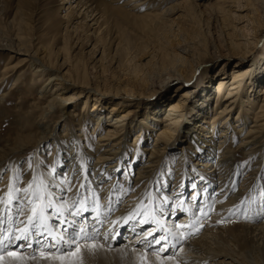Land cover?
<instances>
[{"label":"bare ground","instance_id":"bare-ground-1","mask_svg":"<svg viewBox=\"0 0 264 264\" xmlns=\"http://www.w3.org/2000/svg\"><path fill=\"white\" fill-rule=\"evenodd\" d=\"M66 1L72 5V2L77 0ZM94 1L79 0L77 7L91 10L89 8H93ZM115 1L122 2L123 5H127L132 10L137 9L139 13H135L136 17L150 21L157 26H171L174 24L172 16L177 11L183 9L182 11H188L189 15L191 13L196 14L202 5L198 2L199 0H181L170 5L164 3L166 6L162 7H158L156 0ZM153 3L157 4L154 5ZM218 3V8H216L218 14L234 16L237 19H240L237 12L245 11L247 7L253 8V13L264 10V0H218ZM225 16L223 15V19ZM224 20L225 22L228 21L226 18ZM247 22L244 26L236 25L232 28L235 33L239 32L241 35L239 39L229 38L227 50H229L230 55L237 53V48L250 44L252 41H250L249 34H242L244 30L249 33L253 31L249 26L250 21ZM227 35L229 37L232 34ZM252 43L256 45L259 40L255 39ZM0 49L9 48L0 46ZM189 50V46L180 49L182 54H187ZM15 52L23 55L22 61H28L32 64L31 67L34 66V73L39 76L40 80L43 79L44 75H48L46 87L42 90L44 95L48 93L49 85L53 87L52 92H50L51 100L38 124L41 129H48L49 131L38 138L34 144L49 139L52 130L60 124V121L68 117L73 118L76 121L75 125H79L80 129L70 126L68 132L65 129V132L51 135L56 142L58 154L57 157H50L49 160H52L51 168L55 169L56 165L62 167V164L67 166L65 172L61 174L65 176L66 184L70 182L68 186L61 183L60 174L53 176V174H48L46 168L42 167L41 164L48 158V155L41 153L34 161L35 171H30L25 177L28 180L23 182V184L28 183V188L22 195L18 196L15 180L23 175L25 171L22 170L27 167V164L23 168H17L15 163H18L20 157L26 153L24 150L28 145L23 143L18 147L6 149L3 146L0 147V167L8 156L13 158L11 170H8L6 174V176H11L8 192L0 200V264L38 263L41 261L42 253L49 251H55V254L59 253V257L72 258L77 254L76 250H84L87 246L96 247L102 252L108 253H143L151 261L158 264L159 262H163L161 264H264V219L261 220L259 216L253 219L250 216L249 219L243 218L241 220L239 218L241 221H237L236 216L240 207L236 206L237 202L235 203V201H237L238 194L243 193V191H241L242 188L234 191L232 179L236 173L234 174L233 171L232 174H229L228 166H226L227 161L236 152H240V149H248L249 151L244 153L251 154L263 146L264 75L262 76V73L264 72V60H259V63L257 61L255 63L257 66L252 64L247 69L245 62L238 61L232 67L231 74L219 75L214 82L215 84H209L207 87L210 89L213 86V91H207L195 101L194 112L184 106L186 105V94L182 93V96L176 99L178 101L167 104L166 111H168L156 119H160L164 123L160 128L154 119L155 110L147 111L150 116L149 122L140 117L143 125L140 124L133 143L128 145L134 150V147L140 142V136L146 137L147 135L153 138V142L141 146V149H136V153L130 155L126 148L127 145L124 143L127 139H124L125 135H120V133L127 128L125 133L131 134L136 127L129 129L131 122L127 120L130 113L128 108L123 109L125 110L123 113H119L123 100H118L120 95L117 90L115 92H95L97 91L96 87H92L87 82V78L80 81L84 82L85 85H80L78 78L75 77L76 74L72 73V69L64 72V69L68 67L66 63L59 65L62 67L60 69L56 61L46 55H40L38 50L25 49L24 52ZM243 56L238 53L234 55L238 60H244ZM166 60L157 69L162 70L161 75H166L162 82L168 86L171 84L169 81H174V84L179 85V88L183 87V81L186 82V79L189 78L184 73L188 58L182 55H174L169 56ZM18 65L20 63H13L9 67L15 68ZM154 72L155 70L146 73L139 83L149 81L147 77L149 78V75ZM133 76L137 79L138 73ZM77 86L85 88L80 92L75 89V87L78 88ZM164 90L161 93L166 91ZM224 90H226L225 93H222ZM67 91H77L78 94L67 95ZM84 91L89 95L98 94L106 97L103 99L117 98V103L111 100L112 109L109 111V114H112L110 117L113 116L114 119L111 121L114 128L104 129L99 126L93 129L94 131L103 128L106 132L96 140L98 144L94 146L93 150L98 151L100 156L94 160L95 163L92 165H90L91 159L89 157L95 153L90 151V146H83L81 137L84 134L75 131V129H79V131L83 129L85 120L81 117L78 118L79 114L76 109L69 114L68 111L66 112L68 104L73 99L77 100L86 95ZM259 93L263 95L262 98L256 96ZM212 100L214 105L210 106ZM221 101H224L223 105L216 109ZM95 103H97L96 100ZM89 104L84 101V108ZM97 104L99 105V103ZM252 108H257L258 111L254 116L252 115ZM57 110L61 114V119L54 120L53 125H50L45 117ZM108 116L105 117L106 123H108L106 120ZM249 118L251 120H248ZM97 133L93 132L92 134ZM238 134L240 138H238ZM119 135L120 137H118ZM173 138L179 139L181 143L187 139L188 143L175 148V146L172 147ZM18 139L22 140L23 138L21 136ZM74 141L76 142V150L73 149ZM238 141L239 143L236 145ZM71 142L72 144L68 145ZM113 154H116L117 157L114 159L115 162H110V159L114 158ZM14 156L16 157L14 158ZM129 156H132L134 160L138 157L147 160L138 168L139 170L133 179H130V175L127 178L120 176L117 178V172L122 168L125 170V161ZM165 156L170 161L167 167L169 168L175 161L177 166L175 171L181 172V178L184 177L185 182L182 184V182L175 180L170 181V176H172V172H170L166 182H163L156 189L159 181H161L160 175L157 176V179L152 180L154 177L152 173L156 168V160H164ZM191 160L189 167L188 162ZM253 165L256 167L257 162ZM232 168L234 170L236 167L233 165ZM223 170L227 173L219 174L216 179L218 186L214 187L215 184L211 178ZM1 173L2 171H0ZM113 173L115 174L111 176ZM162 173L164 174L163 170ZM162 177L164 181V176ZM70 178L71 181H69ZM188 180H191L190 182L193 184L189 191L192 193L189 199L184 197L188 190V185L186 187ZM124 181L129 182L128 191L134 189V192L129 193L130 195L127 194V196L122 194L125 197L122 205L124 210L121 211L118 208L115 213L111 214L119 201L118 187L123 185ZM152 182L154 183L151 187L149 184ZM2 185L4 184L1 183L0 187H3ZM87 185H89V190L91 186H94L91 194L86 192ZM168 189L169 191H166ZM246 189L247 187H244L242 190L245 191ZM125 190H122L123 193ZM159 191L161 193H158ZM260 191L263 192L264 188H261ZM64 192H66L65 195ZM84 193L94 198L103 195L107 203L103 204L100 210L96 209L88 216L86 212L90 209L87 205L89 196ZM0 195L4 196L1 192ZM110 195L115 196V199H111ZM79 196H82V202L74 212L68 206L72 207L74 200L78 199ZM69 197H71L70 202L72 203L68 202L69 205H66L65 199L68 200ZM170 201L173 205H170ZM103 202L105 203V201ZM147 202L149 207L146 209ZM9 206L13 209L9 212L12 214H9V218L13 217L10 220L7 219L8 215L6 216L5 213L6 208H10ZM125 207H127L126 210ZM22 208L26 212L22 214L18 227H15L12 225V220L14 219L13 223L16 222V211ZM33 208L36 209L35 215L32 211ZM41 209H43V218L40 216ZM180 210H183V214L178 218L174 219L170 215L173 212L178 213ZM252 215L254 214L252 213ZM29 217H32L37 225L34 227L38 230L36 236L33 235V226L29 223ZM102 218L105 225L99 230ZM55 220H58L57 223ZM150 220H152V224L148 226L149 228L147 227V230H144V226ZM228 221L237 224H229ZM128 225H130V229L126 237L120 240L121 232L123 233L124 227ZM202 226L204 228L200 232ZM194 227L199 231L195 232ZM182 233H185V239L182 238ZM256 243L262 246L258 251L253 249Z\"/></svg>","mask_w":264,"mask_h":264},{"label":"rangeland","instance_id":"rangeland-1","mask_svg":"<svg viewBox=\"0 0 264 264\" xmlns=\"http://www.w3.org/2000/svg\"><path fill=\"white\" fill-rule=\"evenodd\" d=\"M78 1L79 0L72 2L71 5V3L66 0H0V46L9 48L0 49V147L3 146L6 149L18 147L23 143L28 145L24 150L26 153L20 157L18 163H15L17 168H23V166L27 164V167L22 170L25 171L23 175H20V177L15 180V188L18 191V196L22 195L28 188V183L23 184V182L24 180H28L25 179V177L30 171H35L34 161L41 153L48 155V158L41 164L43 168L48 170V174H53V176H59L60 174L61 183L64 184V186L69 185L70 182L66 184V178L61 174L65 172L67 166L62 164V167H57L56 165L55 169L51 168L52 160H49L50 157L53 158L58 155L56 142L51 135L62 131L65 132V129L66 132H68L70 126H75V128L79 129L80 126L75 125L76 121L68 117L60 121V124L52 130L53 132H51L49 139L39 144H34L38 138L49 131L48 129H41L38 124L42 120L41 117L45 113L44 110L51 100L50 92H52L51 90L53 87L49 85L48 93L44 95L42 90L46 87L48 75H44L42 77L43 79L40 80L39 76L34 73V66L31 67L32 64L28 61H22L23 55L17 54L15 51L24 52L25 49L32 51L38 50L40 55H46L56 61L60 69L62 67L59 65L66 63L68 67L64 69V72L72 69V73L76 74L75 77L78 78V83L80 85H85L84 82L80 81L87 78V82L92 87H96L97 91L95 92H115L117 90L120 95L118 100H123V105L119 113H123L125 111L123 109L128 108L130 113L127 120L131 122L129 129L131 127H136L131 134L125 133V131L128 130L127 128L120 133V135H125L124 139H127L124 143H126V148L130 155L136 153V149H141V146L145 144L149 145V143L153 142V138L147 135V138L140 136V142L134 147V150L133 147L128 145L133 143L140 124L143 125L140 117L149 122L150 116L147 111L155 110L154 119L156 120L162 117L164 112L168 111H166V105L171 102L176 103L178 101L176 99L182 96L183 93L186 94V105L184 106L191 110V112H194L196 107L195 101H197L202 94L207 93V91H213V86L210 89L207 87L209 84L214 85L219 75L224 76L228 73L231 74L233 70L232 67H234L238 61L245 62L247 69L252 64L254 65L257 63V61L259 63V60H264V10L253 13V8L247 7L245 11L237 12V16L239 15L240 18L237 19L234 16H225V14H221V16L218 14L216 11L219 4L218 0H199L198 2L202 5L196 11V14L191 13L189 15L188 11H182L183 9H181L172 16V18H174V24L171 26H157L154 23H150V21L136 17L135 13H139V11H137V9H130L127 5H123L122 2H116L115 0H95L92 6L93 8L90 7L89 9L91 10H88L84 7H77ZM156 1L158 2V7H162L181 0ZM153 4L155 5L157 3ZM223 15L225 16L224 19L226 18L228 21L225 22ZM243 20L244 22H241ZM248 20L250 21L249 26L253 31L249 33L244 30L242 34H249L250 41H252L250 44L237 48L236 52L240 55H244V60H238L237 57H234L237 53L231 55L228 53V41H230L229 38L231 37L236 39L240 38L241 34L239 32L235 33L232 28L236 25L244 26L248 23ZM229 33L232 35L228 37L227 34ZM255 39L259 40V43L256 45L252 43ZM187 46L190 47V50L187 54H182L180 49ZM168 55H182L188 58L184 73L186 76H189V78L186 79V82L183 81L184 86L181 88L178 87L179 85L177 86L174 84V81H169L171 84L167 86L166 83L162 82V79L165 78L166 75H161L160 73L162 70H157L167 61ZM13 63H20V65L15 68L9 67L11 64L13 65ZM254 66H257V64ZM153 70H155V72L149 75V78L147 77L149 81L146 83H139L143 80V76L146 73H151ZM131 73L133 75L138 73L137 79H135L133 75H130ZM263 75L264 72L262 73V76ZM77 87L78 88L75 87V89L80 92L85 88L83 86ZM163 90L165 92L161 93ZM225 91L226 90L222 93H225ZM72 93L78 94L77 91L66 92L67 95ZM252 94H254V92H252ZM88 95L89 94L86 93V95H83L77 100L73 99V101L68 104L66 112L68 111L69 114V112L76 109L79 114L78 118L81 117L85 120L83 131H79V129H75V131L76 133L84 134L81 137L82 143L84 144L83 146H90V151L95 153L89 157L91 159L90 165H92L95 163L94 160L100 156L98 151L93 150L94 146L98 144L96 140L106 132L104 129L108 127L114 128L111 124L113 116L110 117L112 114H109V111L112 109L111 100L117 103V98L109 97L108 99H103L106 97L98 94ZM256 96L259 98L261 96L263 97L261 93ZM94 99L99 105L95 103ZM84 101H87L88 104L90 103L86 108L83 106ZM108 102L110 103L106 104ZM210 103V106L214 105L213 100ZM223 103L224 101H221L216 109L221 107ZM256 112H258L257 108H252L253 116ZM51 114L47 115L45 119L47 123L53 125L54 120L61 119V114L59 110ZM106 116H108V119L106 118L108 123L105 121ZM127 120L126 122H128ZM248 120H251V118ZM156 122L159 125L158 128L164 124L160 119L156 120ZM99 126L104 129L100 128L93 131L95 127ZM93 132L98 133L93 135ZM120 135L118 137H120ZM21 136L23 139H18V137L21 138ZM94 137H96L95 140ZM238 138H240L239 134ZM172 141V147L175 146V148L181 145H187L188 143L187 139L184 143H181L179 139L176 140L175 138H173ZM238 143L239 141L236 142V145ZM71 144L72 142L68 143V145ZM73 144V149L76 150V142L74 141ZM245 151L248 152L249 150L240 149V152H236L226 164L229 174H232L233 171L234 174L236 173L235 177L232 179L234 191L247 187L245 191L241 189L243 193L238 194L237 201H235V203L237 202L236 206L240 207L239 213L236 216L238 222L243 218L249 219L250 216L253 219L257 216H259L261 220L264 219V191H260L261 188H264V143L263 146L257 148L254 153L245 154ZM16 156H14V158ZM113 156L114 158L112 157L110 162H115L114 159L117 156L116 154H113ZM140 158L138 157L134 160L132 156L127 157L125 161L126 166H124L125 170H123V168L120 169L117 172V178L119 176L121 178H127L130 175V179H133L136 176V172L139 170L138 168L142 166L143 163H146L147 160L146 158ZM12 159V157L8 156L4 159L0 167V171H2L0 174V185L1 183L6 185L0 187V192L4 195H0V200H2L8 192L11 176H6V174L8 170H11ZM169 162L167 156H165L164 160H156V168L152 173L154 176L152 180L155 178L157 179L158 175H160L159 177L161 180L159 181V185L156 186V189H158L163 182H166V179L169 178L168 176L170 175L168 173L170 172H172L170 181L173 182L175 180L177 182H182V184L185 182L184 177L181 178V172L178 173V171H175L177 169L176 162L173 161L169 167L174 169H169L167 167ZM191 162L192 160L188 162L189 167ZM255 162H257L256 167L253 165ZM233 165L236 167L234 170L232 168ZM246 166H248V168H246ZM227 171H219L215 177L211 178L214 181V187L218 186L216 179L219 174L227 173ZM165 172L167 173L165 174ZM114 174L115 173L111 174V176ZM162 176H164V181L162 180ZM69 181H71V178ZM190 181L191 180H188L186 183V187L188 185V190L184 195V197L188 199L192 195V193L189 192L190 188H192L191 186H193ZM153 183L154 182L149 185L152 187ZM195 183L197 182L195 181ZM128 187V181H124L123 185L118 187L117 196L119 201L116 203V207L111 214L115 213L118 208L121 211L124 210L122 205L125 197H123L122 194L127 196V194L134 192V189L128 191ZM93 188L94 186H91L89 190V185H87L86 192H90L91 194ZM123 189H126L124 193L122 191ZM166 191H169V189ZM158 193L161 192L159 191ZM63 194L65 195L66 192ZM84 194L86 195V193ZM86 196L89 195L87 194ZM110 198L115 199V196L110 195ZM81 199L82 196H79L78 199L76 198L73 203L74 205H72V207L68 206V208L75 212L82 202ZM65 200V204L67 205L68 202L71 201V197ZM103 201H105V203ZM106 203L107 200H105L103 195L97 198L90 195L87 200V205L90 207L88 212H86L87 215H91L96 209L100 210L103 204ZM170 205H173L171 201ZM145 206L147 209L149 203L147 202ZM9 207L10 208H6L5 213L6 216L8 215L7 219L10 220L13 217L9 218V214H11L9 212L13 209L11 206ZM126 208L127 207H125V210ZM25 212L23 208L16 211V222L13 223L14 219L12 220L13 226L18 227V222L21 221L22 214ZM252 213L254 215H252ZM182 214L183 210H180L178 213L173 212L170 215L175 219ZM57 221L58 220H55V223H57ZM235 223L236 222L233 221L229 222V224ZM151 224L152 220L144 226V230H147V227ZM104 225V219L102 218L99 230L104 227ZM203 228L204 226L200 228V232ZM32 229L33 233H35L34 236H36L38 230L34 227ZM129 229L130 225L124 227L123 233L121 232L120 240L126 237ZM194 231L198 232L199 230L194 227ZM184 234L185 233H182V238L185 239L186 235ZM252 243L254 244V242ZM255 245V248L253 247L255 251L262 248V246L257 243ZM85 249L76 250L77 254L72 258L59 257V253L55 254V251L45 252L42 253L40 262H29L28 264H158L157 262L151 261V259L143 253H108L102 252L101 249L92 246H87ZM161 263L163 262H159V264Z\"/></svg>","mask_w":264,"mask_h":264},{"label":"snow or ice","instance_id":"snow-or-ice-1","mask_svg":"<svg viewBox=\"0 0 264 264\" xmlns=\"http://www.w3.org/2000/svg\"><path fill=\"white\" fill-rule=\"evenodd\" d=\"M33 213H34V215L36 214V209L35 208H33ZM40 216H41V218H43V209H41V211H40ZM29 223L33 226V227H35V226H37L36 224H35V222L33 221V219H32V217H29ZM33 235H35V233H33ZM25 239L27 238V237H24ZM18 239H19V237H18ZM157 242H159V241H157Z\"/></svg>","mask_w":264,"mask_h":264}]
</instances>
